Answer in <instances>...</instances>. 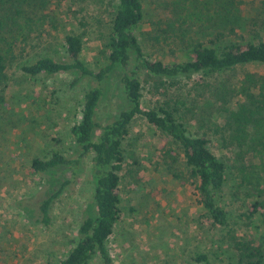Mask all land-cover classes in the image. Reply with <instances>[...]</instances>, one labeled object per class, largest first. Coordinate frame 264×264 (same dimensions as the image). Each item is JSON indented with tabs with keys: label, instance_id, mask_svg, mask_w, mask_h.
I'll return each mask as SVG.
<instances>
[{
	"label": "rangeland",
	"instance_id": "374dc122",
	"mask_svg": "<svg viewBox=\"0 0 264 264\" xmlns=\"http://www.w3.org/2000/svg\"><path fill=\"white\" fill-rule=\"evenodd\" d=\"M262 1L180 0L173 6L171 0H144L145 19L138 35L148 57L165 63L184 60L198 43L211 44L218 31L224 35L217 42L220 47L264 41ZM117 4L118 0L1 1L0 51L24 35L31 38L32 52L25 60L49 56L63 62L66 36L77 35L84 42L83 61L96 71L107 62V37ZM164 31L169 39H150ZM18 63L0 80V264H58L78 241L81 220L96 214L91 156L71 135L90 81L74 84L77 75L66 73L31 78L16 68ZM247 75H254L261 86L264 64L183 77L173 88L165 78L166 88L157 97L169 100L189 132L208 138L213 153L226 164L219 198L229 213V225L215 227L206 216L181 148L138 116L123 142L122 217L109 243L116 264H196L194 258L202 253L208 256L202 264H241L231 234L264 247V211L246 217L255 201L264 202V132L255 121L238 131L233 119L239 104H248L238 93L251 86ZM138 76L144 86L143 104L152 108L155 96L149 93V82L156 78L143 72ZM122 78L117 67L103 83L105 95L97 111L102 125L129 108ZM54 152L71 161L55 170L57 179L63 183L75 172L77 176L56 199L52 223L45 227L35 223L38 206L59 185L35 174L32 161Z\"/></svg>",
	"mask_w": 264,
	"mask_h": 264
},
{
	"label": "trees",
	"instance_id": "16d2710c",
	"mask_svg": "<svg viewBox=\"0 0 264 264\" xmlns=\"http://www.w3.org/2000/svg\"><path fill=\"white\" fill-rule=\"evenodd\" d=\"M171 2L173 6L181 3L180 0ZM262 4L264 6V1ZM144 19V0H118L107 37V62L96 71L91 70L83 61L81 55L84 42L77 35L66 36L64 49L67 61L63 62L49 56L31 62L25 60L32 52L28 48L31 38L24 35L17 36L7 50L0 51V80L19 61L16 68L31 78L42 74L51 77L66 73L77 75L74 84L84 79L90 81L83 96L80 118L72 126L71 135L84 153L91 156L90 170L94 181L92 199L96 214L87 215L81 220L78 241H74L58 264H92L95 258L100 260V264H116L109 243L122 217L120 185L125 163L123 142L129 136L132 122L138 116L145 118L181 148L190 177L196 182L200 204L206 216L215 227L229 225V213L219 198L226 182V164L213 153L208 138L194 136L189 132L176 116L177 110L169 100L161 102L157 97L162 96L161 89L166 88L167 82L163 81L165 78L170 80L168 87L173 88L183 77L190 79L194 75L220 73L249 64H264V41L236 42L220 47L217 42L224 35L218 31L211 44L198 43L191 52L184 55V60L165 63L149 58L144 51L138 35ZM166 33L168 31L150 36V39L160 43L161 40L169 39ZM117 67L123 71L122 84L129 108L122 111L117 119L102 125L97 120V111L105 95L103 83ZM139 72L156 78L149 82V93L155 96L152 108H146L143 104L144 86L138 76ZM247 79L252 83L251 86L241 87L238 93L247 98L248 104H239L238 111L233 113L234 123L238 125L237 130L241 131L244 125L255 121L261 132H264V83L260 86L254 75H247ZM258 86L260 88L256 92ZM234 91L237 90L234 88L232 92ZM178 104L185 105L184 102H176V106ZM70 164L71 161L60 152L52 153L50 158H35L32 161L35 174L59 185L56 192L47 194V198L39 204L35 223L45 227L51 225V212L56 199L77 176L75 172L72 178L61 183L55 170ZM261 210L264 211V202L255 201L249 215H246L247 219ZM230 237L241 264H264L262 245L253 246L244 237L233 234ZM207 260L206 254H197L193 263L202 264Z\"/></svg>",
	"mask_w": 264,
	"mask_h": 264
}]
</instances>
